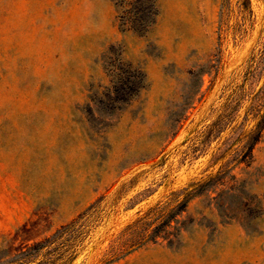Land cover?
<instances>
[{
  "label": "rangeland",
  "instance_id": "374dc122",
  "mask_svg": "<svg viewBox=\"0 0 264 264\" xmlns=\"http://www.w3.org/2000/svg\"><path fill=\"white\" fill-rule=\"evenodd\" d=\"M262 123L264 0H0V264H264Z\"/></svg>",
  "mask_w": 264,
  "mask_h": 264
},
{
  "label": "trees",
  "instance_id": "16d2710c",
  "mask_svg": "<svg viewBox=\"0 0 264 264\" xmlns=\"http://www.w3.org/2000/svg\"><path fill=\"white\" fill-rule=\"evenodd\" d=\"M263 124L258 125V131ZM71 227L72 225L63 226L41 241L19 246L14 250L13 257L7 260L3 259L7 256L5 253V257L1 256V264H71L75 257V250L71 245L75 237L72 235ZM60 246H66V249L61 250Z\"/></svg>",
  "mask_w": 264,
  "mask_h": 264
}]
</instances>
